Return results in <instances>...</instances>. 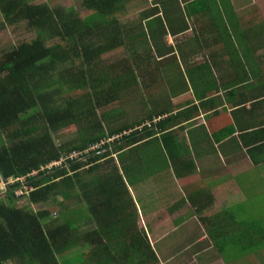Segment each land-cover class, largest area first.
I'll return each instance as SVG.
<instances>
[{
	"label": "trees",
	"instance_id": "trees-1",
	"mask_svg": "<svg viewBox=\"0 0 264 264\" xmlns=\"http://www.w3.org/2000/svg\"><path fill=\"white\" fill-rule=\"evenodd\" d=\"M33 1L0 0L3 23H24L25 31L35 35L0 57V178L24 176L69 152L130 132L89 153L84 162H66L28 178L27 195L15 198L19 183L7 186L0 194V264H86L89 257L91 264H155L146 236L134 225L136 210L127 186H134L147 163L144 156L136 157L142 147L135 144L157 133L163 154L170 151L167 121L157 117L152 124L148 115L149 128L132 130L144 118L109 127L122 110L105 107L116 103L120 92L135 91V69L149 56L164 53V24L170 32L180 30L170 27L174 13L165 0H150L157 6L138 12L132 31L120 19L136 0H77L75 9ZM117 49L122 58L101 62ZM64 127L75 128L77 138L55 147L52 135ZM146 142L149 150L151 141ZM113 155L121 174L115 165L101 173L98 163L109 164ZM19 200L24 204L18 206ZM70 200L77 205L67 208ZM48 202L57 207L56 216L40 208ZM199 202L196 211L206 205ZM236 218L226 210L200 222L217 253L224 244L238 246L240 253H260L264 230ZM90 225L89 234L78 233Z\"/></svg>",
	"mask_w": 264,
	"mask_h": 264
},
{
	"label": "crops",
	"instance_id": "crops-1",
	"mask_svg": "<svg viewBox=\"0 0 264 264\" xmlns=\"http://www.w3.org/2000/svg\"><path fill=\"white\" fill-rule=\"evenodd\" d=\"M165 8L180 30L164 24V53L135 69V85L138 75L148 80V95L135 92V122L166 119L170 151L163 154L157 133L149 150L146 139L135 144L136 157L147 160L135 191L147 197L131 199L141 209L170 202L171 214L187 205L200 221L224 211L205 213L217 204L216 189L227 190V205L241 202L254 182L264 188V0H165ZM199 200L206 205L196 211Z\"/></svg>",
	"mask_w": 264,
	"mask_h": 264
},
{
	"label": "rangeland",
	"instance_id": "rangeland-1",
	"mask_svg": "<svg viewBox=\"0 0 264 264\" xmlns=\"http://www.w3.org/2000/svg\"><path fill=\"white\" fill-rule=\"evenodd\" d=\"M77 0H35L31 4H46L50 8L60 7L63 9L67 8H77ZM152 7V2H146V0H136L130 5H126L124 16L121 20L122 23H126L128 26L132 27V31L138 24V12L143 10H148ZM81 13V11H80ZM33 32L25 31L24 23H17L12 25H5L0 17V57L3 53H6L11 48L15 47L21 42L28 41L34 37ZM49 44H51L49 42ZM123 57L122 49L114 50L102 57L101 62L110 63L112 61L118 60ZM142 73V72H141ZM148 82L147 77L138 75V83L135 85V91L120 92L116 103H113L105 108L112 107L117 108V112L122 110V114L115 116L116 121L112 120L110 123L113 127L117 126L119 122L121 124L135 121L138 116L139 107L135 104V100L139 98L138 93H132L139 90L144 96L148 95L145 90V85ZM145 92V93H144ZM140 102V99H139ZM119 104L116 107L115 104ZM172 104V103H171ZM176 104V103H175ZM102 111L101 109L99 110ZM98 112V111H97ZM114 114V113H113ZM113 123V125H112ZM77 138V133L75 128L68 127L54 133L52 135L53 144L55 147L69 145ZM1 139V136H0ZM1 144V143H0ZM112 156V161L108 164L105 161H100L98 166L101 173H106L112 165H117L115 158ZM87 177L86 179H89ZM135 185V184H134ZM128 187V186H127ZM132 189V190H130ZM148 189V188H147ZM141 190V188H140ZM127 191L131 197H133L136 202L137 199H146V190H142V195L137 194L134 188H127ZM226 189H216L213 194L215 203L211 204V209L206 210V215H210L221 211H231L233 215L236 216V221H245L248 223L250 228L260 227L264 230V188L260 187L258 183L254 182L247 190L245 198L241 202L231 203L227 205H222L225 199L223 196L226 194ZM214 192V191H213ZM220 196V199H217ZM60 199L57 198V201ZM225 200H228L225 199ZM133 201V200H132ZM133 201V211L136 210V219L134 225L136 228L144 233L147 242L149 244L151 252L156 258L155 264H264V249L258 254H248L247 249L245 253H240L238 246L233 244H224V248L217 249L220 254L217 253L215 247H213L212 242L209 241L206 236V226L202 224L195 214H192V208L187 205L180 207L173 214L169 213L168 208H170L172 203L164 205H152L142 207H135V202ZM176 202V201H175ZM18 206L24 204L23 200L16 202ZM66 204L67 208H71L72 204L77 205L75 201L70 200ZM139 205V204H138ZM140 206V205H139ZM40 208L46 209L49 212H54L53 215L56 216V206L51 205L49 202L40 206ZM155 211L154 214L151 212ZM191 213V214H190ZM163 217H165L163 219ZM190 217L187 220L182 221L180 224H175L176 218ZM259 228H256V230ZM93 230V227L82 226L78 233L89 234ZM256 245L251 246L252 250ZM77 250L83 251L84 248H77ZM73 252V250H71ZM91 258L89 257L86 264H91Z\"/></svg>",
	"mask_w": 264,
	"mask_h": 264
},
{
	"label": "built area",
	"instance_id": "built-area-1",
	"mask_svg": "<svg viewBox=\"0 0 264 264\" xmlns=\"http://www.w3.org/2000/svg\"><path fill=\"white\" fill-rule=\"evenodd\" d=\"M158 119L159 118L152 120L151 123L152 124L156 123ZM142 128H149V122L145 121L141 125L134 127L132 130L138 131V130H141ZM129 132L130 130L127 132H122L109 139L101 141L96 145L90 146L81 152L80 151L69 152L63 156H60L56 161H52L46 164L45 166L39 168L36 171L32 170L30 173L25 174L24 176L17 177V178H8L6 180H2L0 178V194L4 195L7 186H11L13 184L19 183L20 188L16 189V191L14 192V197L17 198L19 196L27 195L31 191V188L25 184L26 182H28L27 180L28 178L35 177L38 173H41L44 171L49 172L52 170V168H59L61 165H64L66 162H79V161L84 162L85 158L88 156L89 153L100 150L103 145L108 144L112 142L113 140H117L120 135H126Z\"/></svg>",
	"mask_w": 264,
	"mask_h": 264
}]
</instances>
